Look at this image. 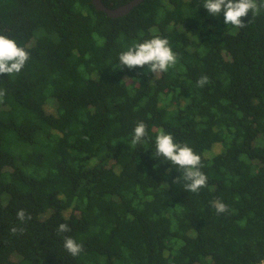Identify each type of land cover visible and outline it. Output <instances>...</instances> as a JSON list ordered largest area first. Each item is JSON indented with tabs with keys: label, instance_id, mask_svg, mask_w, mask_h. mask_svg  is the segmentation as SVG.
Returning a JSON list of instances; mask_svg holds the SVG:
<instances>
[{
	"label": "trees",
	"instance_id": "trees-1",
	"mask_svg": "<svg viewBox=\"0 0 264 264\" xmlns=\"http://www.w3.org/2000/svg\"><path fill=\"white\" fill-rule=\"evenodd\" d=\"M203 5L144 0L111 17L92 0H0V34L30 54L0 76V264L264 262V6L235 28ZM156 36L174 67L113 70ZM161 130L201 156L198 193L155 154ZM65 237L84 250L72 256Z\"/></svg>",
	"mask_w": 264,
	"mask_h": 264
},
{
	"label": "clouds",
	"instance_id": "clouds-1",
	"mask_svg": "<svg viewBox=\"0 0 264 264\" xmlns=\"http://www.w3.org/2000/svg\"><path fill=\"white\" fill-rule=\"evenodd\" d=\"M264 6L262 0H204L203 8L213 16L218 17L221 13L224 16V23L232 25L235 28L246 27L247 23L242 18L248 17L249 13L252 17L258 14L260 8ZM30 54L25 48L19 47L16 41L4 34H0V76L4 74L12 75L21 72L25 67ZM118 64H113V70L124 71L134 70L137 67L144 68L148 66V71L158 77L161 73H166L169 68L174 67L177 63V54L173 51L168 39L156 36L145 40L142 43L133 44L126 51H123L118 56ZM125 78L124 82L132 81L134 84H139V76ZM209 82L207 76H202L197 84L203 87ZM5 91L0 89V103L3 102ZM147 135V127L144 122H138L134 128L131 144H142ZM129 143V142H128ZM155 147L157 156L163 157V161L169 162L174 167L183 170L182 175L174 182H184V190L187 192L198 193L201 188L207 186L208 177L201 171V156L187 144L177 143L170 133H165L163 130L155 138ZM212 206L218 214L228 211V206L220 200L212 201ZM20 221L25 219L30 220L31 217H26L25 211L22 209L17 213ZM13 233L17 231L12 228ZM57 231L64 233L70 231L68 224L62 223ZM64 248L72 255L78 256L84 246L71 237H65Z\"/></svg>",
	"mask_w": 264,
	"mask_h": 264
},
{
	"label": "water",
	"instance_id": "water-1",
	"mask_svg": "<svg viewBox=\"0 0 264 264\" xmlns=\"http://www.w3.org/2000/svg\"><path fill=\"white\" fill-rule=\"evenodd\" d=\"M95 7L98 10H103L107 13L108 16L111 17H118L127 14L131 9H133L135 6L139 5L144 0H130L125 4H122L115 8H110L105 5L103 0H92Z\"/></svg>",
	"mask_w": 264,
	"mask_h": 264
},
{
	"label": "rangeland",
	"instance_id": "rangeland-1",
	"mask_svg": "<svg viewBox=\"0 0 264 264\" xmlns=\"http://www.w3.org/2000/svg\"><path fill=\"white\" fill-rule=\"evenodd\" d=\"M220 149H221V147L220 146H217L216 149H215V151L218 152Z\"/></svg>",
	"mask_w": 264,
	"mask_h": 264
},
{
	"label": "built area",
	"instance_id": "built-area-1",
	"mask_svg": "<svg viewBox=\"0 0 264 264\" xmlns=\"http://www.w3.org/2000/svg\"><path fill=\"white\" fill-rule=\"evenodd\" d=\"M261 264H264V262H263V263H261Z\"/></svg>",
	"mask_w": 264,
	"mask_h": 264
}]
</instances>
